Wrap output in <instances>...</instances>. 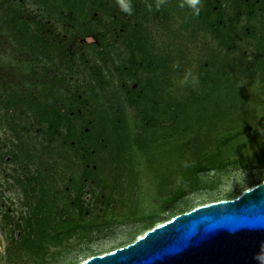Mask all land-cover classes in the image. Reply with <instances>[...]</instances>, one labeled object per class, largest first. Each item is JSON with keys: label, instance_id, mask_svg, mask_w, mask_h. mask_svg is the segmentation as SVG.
Listing matches in <instances>:
<instances>
[{"label": "trees", "instance_id": "trees-1", "mask_svg": "<svg viewBox=\"0 0 264 264\" xmlns=\"http://www.w3.org/2000/svg\"><path fill=\"white\" fill-rule=\"evenodd\" d=\"M180 2L149 11L154 0H131L129 16L116 0H0V125L11 135L4 155L36 159L31 175L15 178L36 195L27 196L24 247L106 236L110 221L85 222V190L102 188L107 208L120 201L137 211L142 165L169 218L192 209L178 203L187 192L208 188L203 173L264 164V147L249 152L256 136L264 141V107L246 93L255 85L264 92V0H202L199 16ZM58 30L67 36L54 37ZM76 36L82 46L70 49ZM189 69L195 87L180 84ZM161 212L142 216L141 230Z\"/></svg>", "mask_w": 264, "mask_h": 264}, {"label": "rangeland", "instance_id": "rangeland-1", "mask_svg": "<svg viewBox=\"0 0 264 264\" xmlns=\"http://www.w3.org/2000/svg\"><path fill=\"white\" fill-rule=\"evenodd\" d=\"M25 6L31 10L36 9V5L30 1H27ZM60 29L62 28L60 27ZM65 36L67 35L61 30L55 32L54 35V37L58 38H64ZM1 38L3 36L0 34V40ZM80 40L81 38L76 36L69 37L66 42L69 44L70 49H76L82 46L78 43ZM1 49H3V46L0 42ZM4 51L8 52L7 50ZM246 81L244 85H246ZM259 89V85L250 86L246 89V93H251L252 103H261L259 104V109H262L264 107V92ZM253 92H257L259 96H255ZM10 138V130L0 125V154L2 153V159L0 158V237L3 244L2 249L0 248V264H79L93 255L104 254L133 242L148 230H141V227L149 221V219H142V216L147 217L152 213H159L163 210V203L166 197L157 195L156 180H154L152 173L145 169V165H142L140 168L142 171V188L139 195L135 196L139 205V210L137 211L130 209L125 204L123 205L120 201L111 203L109 208H107L108 201H104L100 192L102 188H98L96 195H92L88 190H85L82 196L84 207L91 209V213L85 222L91 220L102 223L110 221L111 225L108 227L109 232L106 236L101 234L91 240L90 236L76 235L69 239H62L61 242L54 240L58 244L45 239L42 246L34 245L29 248L25 244L26 246L24 247L22 242L28 236V232L24 230L26 227L25 220L32 212L27 204V198H32V196L36 195H32L31 191L27 195L20 185L15 184V178L20 177L23 179L31 175L36 170V159L34 161L30 159L14 160L13 158L11 159L10 155H4L11 148ZM259 138V136L255 137V143L249 152L260 150L264 147V141L258 140ZM30 141V145L32 147L35 146L36 136H33ZM31 151L36 155L35 148ZM64 174L67 175V173ZM202 175L208 188L187 192L183 196L184 201L178 202L180 205H185L188 202L194 208L214 201L233 199L245 189L256 185L255 183L264 181V164L245 170H235L234 168L220 172L210 170ZM9 184H12L11 188H8ZM64 186L65 184L63 185L62 183L56 184L57 189H61ZM237 189L240 192H235ZM107 191L109 192L110 190L108 189ZM230 193H236V196L228 198ZM56 195L60 196L59 193H56ZM127 196L125 195V198ZM115 198L118 199L119 196L115 194ZM105 209H107V212L102 216L101 214ZM62 212L60 211V213ZM168 213L169 210L161 212L153 218L155 221L154 226L171 219L172 217H167ZM65 218L66 214L62 218L57 215L52 226H59L61 219L65 220ZM128 218L131 220L130 222H120ZM17 223H19V226ZM69 225L71 224L65 222L63 228L65 226L69 227ZM58 230H60L59 227ZM52 232L53 234L57 233L56 230Z\"/></svg>", "mask_w": 264, "mask_h": 264}, {"label": "water", "instance_id": "water-1", "mask_svg": "<svg viewBox=\"0 0 264 264\" xmlns=\"http://www.w3.org/2000/svg\"><path fill=\"white\" fill-rule=\"evenodd\" d=\"M264 242V181L233 199L199 205L133 242L79 264H257Z\"/></svg>", "mask_w": 264, "mask_h": 264}, {"label": "clouds", "instance_id": "clouds-1", "mask_svg": "<svg viewBox=\"0 0 264 264\" xmlns=\"http://www.w3.org/2000/svg\"><path fill=\"white\" fill-rule=\"evenodd\" d=\"M116 3L121 12L129 16L132 15L133 7L131 0H116ZM166 3L167 0H154L153 4H146V7L149 9V11H151L153 7H155L156 10H159ZM179 7H187L191 9V12L194 16H199L202 7V0H181ZM173 67L178 68L179 64H174ZM180 84L184 86L191 85L195 87L198 84V77L194 76L192 71L189 69L185 72L184 76L180 80ZM184 166L189 167L191 165L185 162ZM253 259L257 262V264H264V242H261L259 250L253 255Z\"/></svg>", "mask_w": 264, "mask_h": 264}, {"label": "flooded vegetation", "instance_id": "flooded-vegetation-1", "mask_svg": "<svg viewBox=\"0 0 264 264\" xmlns=\"http://www.w3.org/2000/svg\"><path fill=\"white\" fill-rule=\"evenodd\" d=\"M2 238L0 237V248L2 249Z\"/></svg>", "mask_w": 264, "mask_h": 264}]
</instances>
